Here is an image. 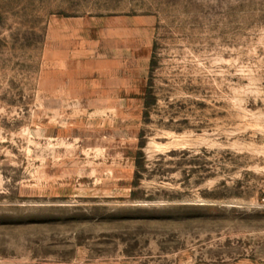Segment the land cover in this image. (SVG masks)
<instances>
[{"label": "rangeland", "instance_id": "1", "mask_svg": "<svg viewBox=\"0 0 264 264\" xmlns=\"http://www.w3.org/2000/svg\"><path fill=\"white\" fill-rule=\"evenodd\" d=\"M0 264H264V0H0Z\"/></svg>", "mask_w": 264, "mask_h": 264}, {"label": "trees", "instance_id": "2", "mask_svg": "<svg viewBox=\"0 0 264 264\" xmlns=\"http://www.w3.org/2000/svg\"><path fill=\"white\" fill-rule=\"evenodd\" d=\"M151 65L154 64L153 57L151 58ZM154 101V98L152 96L151 90L149 87H147L145 95H144V107L147 108L149 106V103ZM147 114V111L145 112ZM146 141L143 138V130H140L138 133V143H137V149L135 151L134 155V174H133V180L134 185H136L141 178H143V175L145 172L148 171V162L146 160V156L143 152V148L145 147ZM175 153L174 150H171L168 152V155H173ZM183 154H185V151H182Z\"/></svg>", "mask_w": 264, "mask_h": 264}]
</instances>
